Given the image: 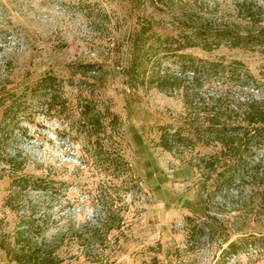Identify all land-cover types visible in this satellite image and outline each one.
Wrapping results in <instances>:
<instances>
[{"label":"rangeland","instance_id":"1","mask_svg":"<svg viewBox=\"0 0 264 264\" xmlns=\"http://www.w3.org/2000/svg\"><path fill=\"white\" fill-rule=\"evenodd\" d=\"M237 1L173 0L194 4L204 18L244 27L247 23L236 15ZM148 2L0 0V99L5 102L0 109V153L22 166L17 172L0 159V242L12 240L19 222L5 206L12 178L28 174L57 182L59 195L33 194L32 210L36 217L46 215L47 240L61 237L62 264H264V247L243 248L223 260L227 246L238 237L264 235L259 195L264 187L252 192L249 185H237L209 196L211 183L197 164L218 148L198 146L173 154L162 150L158 127L176 123L184 112L181 99L155 89H129L120 74L126 34ZM189 52L210 60L242 61L254 75L264 65L259 53L226 46L211 53ZM79 64H99L102 73L96 78L73 75L72 66ZM45 74L63 79L67 114L48 113L28 95L27 87ZM85 98L118 117L107 132L139 189L124 177L113 178L92 160L76 129ZM111 205L123 218L119 229L101 232V244H93L88 231L81 239L75 236ZM0 264H14L1 248Z\"/></svg>","mask_w":264,"mask_h":264},{"label":"trees","instance_id":"2","mask_svg":"<svg viewBox=\"0 0 264 264\" xmlns=\"http://www.w3.org/2000/svg\"><path fill=\"white\" fill-rule=\"evenodd\" d=\"M149 8L151 12L147 13ZM146 9L126 34L120 74L129 89H155L181 99L184 112L175 124L158 127V146L172 154L191 152L198 146L218 148L197 164L205 181L211 183L209 196L229 192L237 185H249L252 192H258L264 187V65L254 75L242 61L210 60L189 51L211 53L226 46L264 57V3L237 1L236 15L247 23L244 27L204 18L194 4H174L173 0H149ZM101 73L99 64L72 66L73 75L96 78ZM63 89V79L51 74L27 87L30 98H37L48 113L59 115L69 110ZM4 103L0 99V109ZM78 119L76 129L83 134L95 164L113 178L130 180L135 183L132 188L139 189L129 163L113 149V135L107 132L118 117L108 108H99L92 98H85ZM0 159L15 171L22 170L20 163L6 160L1 153ZM59 193L57 182L46 177L24 174L12 178L5 206L18 215L19 222L12 240L0 242L10 262L63 263L58 255L61 237L47 240L46 215L36 217L32 210L36 203L33 194L53 198ZM259 193L264 206V190ZM98 214L94 224H85V230L77 231L78 239L88 231L93 244H101V232L106 235L123 223L119 210L112 205ZM247 247H264V235L238 237L227 246L223 260Z\"/></svg>","mask_w":264,"mask_h":264}]
</instances>
